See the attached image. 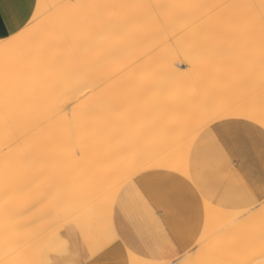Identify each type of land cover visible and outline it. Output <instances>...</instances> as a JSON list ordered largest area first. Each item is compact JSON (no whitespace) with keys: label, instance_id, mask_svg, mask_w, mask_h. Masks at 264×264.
Returning a JSON list of instances; mask_svg holds the SVG:
<instances>
[{"label":"bare ground","instance_id":"1","mask_svg":"<svg viewBox=\"0 0 264 264\" xmlns=\"http://www.w3.org/2000/svg\"><path fill=\"white\" fill-rule=\"evenodd\" d=\"M37 3L40 19L34 32L19 38L9 52L0 53V61L11 57L14 63L9 88L0 85V264H44L57 253L58 239H51L54 231L65 223L97 220L104 205L109 215L103 212L99 219L110 216V221L102 222L111 224L114 190L112 199L108 198L111 193L102 195L104 191L93 197L97 202L87 205L92 198L86 200L85 191L79 189L86 182L107 183L111 174L120 171L128 152L133 155L128 153L131 163L161 170L156 166L171 163L179 150L185 175L192 162L219 175L215 159L206 154L209 142L220 151L219 163L227 165L231 179L216 187L213 196L220 204L204 201L201 233L193 244L197 248L186 250L176 264L186 260L264 264L260 243H246L264 228V201L251 196L247 208H260L245 215L244 202L232 188L246 191L248 187L233 168L234 158L213 133L203 134L212 124L247 123L239 120L252 103L245 77L251 74L258 82L264 60L261 0ZM232 4L255 7H222ZM28 8L29 0H0L5 17H23ZM107 25L111 31L101 35ZM36 35L46 37L38 49L33 48ZM104 53L110 55L100 60ZM69 60L89 68L79 83L61 72ZM83 84L87 87L82 88ZM197 94L199 103L193 106L191 100ZM258 96L257 89V103ZM220 106L233 107L220 112ZM250 114L258 117V107ZM165 120L171 121L170 129L181 133L178 145L169 134L145 137ZM256 136L258 140L259 131ZM66 178L72 182L64 193L52 189ZM119 180L120 175L114 182ZM241 215L245 219L235 224ZM126 232L129 264H170V259L148 258L151 251L130 223ZM222 239L236 245H219ZM240 244L243 248L237 255Z\"/></svg>","mask_w":264,"mask_h":264},{"label":"snow or ice","instance_id":"2","mask_svg":"<svg viewBox=\"0 0 264 264\" xmlns=\"http://www.w3.org/2000/svg\"><path fill=\"white\" fill-rule=\"evenodd\" d=\"M83 7H98V5H84ZM224 8L241 9L255 7L254 5L232 4L223 5ZM40 5L37 0H29V8L26 15L8 16L0 11V53L9 52L16 44L19 38L25 34H32L35 26L39 22L38 9ZM259 25L264 33V0L260 4ZM7 23L9 31H4ZM111 25L102 28L101 35H107L111 31ZM46 37L36 35L33 40V48L38 49L45 41ZM110 53L101 54L100 60L105 59ZM14 63L11 57H6L0 61V85L7 90L11 83ZM89 71L88 66L80 61L71 60L65 62L61 67V72L66 77L75 78L79 83V78ZM87 87V84H83ZM244 87L248 98L252 103L247 105L245 114L239 116V120L247 123H227L219 127H207L203 129V134L213 133L217 142L227 151L232 148L241 158L247 159L250 164L259 156L261 162L259 195L257 196L256 187L249 184L246 191L241 190L238 199L243 201V207L246 209L245 215L250 214L253 209H248L247 205L251 204V196L264 201V60L261 63V71L258 82L255 81L251 74L245 77ZM259 90L258 103L256 101V92ZM191 103L193 106L198 105L199 96L193 95ZM233 106H220V112L231 110ZM259 109V116L254 117L250 113ZM205 110V114H206ZM215 119V117H210ZM170 120H165L158 127L150 129L144 135L145 137H160L169 134L170 138L178 145L181 133L178 130L170 129ZM259 131L257 140L256 132ZM229 155H232L230 152ZM147 165L142 163H130L120 169V183L116 191L115 199L112 201V218L111 224L104 234V240L98 249H94L95 255L87 261V264H129L125 258V250L131 251L126 229L130 222L134 220L132 208L124 202L125 192L135 188L141 198L151 195L156 200L165 203L175 214L177 221L184 216L186 209L189 207L192 196L195 195L199 201L201 198L207 199L206 188L191 174H184V162L182 153L178 150L176 158L168 164L157 165L160 171H145ZM134 169V170H133ZM176 173V175H170ZM119 206V207H117ZM264 207V205H262ZM119 217L120 224L117 223ZM245 219L244 215L234 220L235 224H241ZM123 226V227H122ZM259 242L264 250V228L254 236L247 238L246 243L249 245ZM178 246V245H177ZM50 264H59V262L50 261ZM67 264V262H64ZM79 264H84L81 260ZM184 264H196L194 260H186ZM221 264H237L235 261L221 262Z\"/></svg>","mask_w":264,"mask_h":264},{"label":"rangeland","instance_id":"3","mask_svg":"<svg viewBox=\"0 0 264 264\" xmlns=\"http://www.w3.org/2000/svg\"><path fill=\"white\" fill-rule=\"evenodd\" d=\"M4 31H7L5 27H4ZM68 106L69 105H67L66 108H68ZM210 126L215 128V127H219L220 124L216 123V124H212ZM227 151H228V153L231 152L229 149H227ZM126 152H128V151H125L124 154H125V156H127V155L128 156L126 157L127 160H125V162H127L128 164L123 162L122 163L123 165L121 166L122 168H124V164L126 167L131 162H133V159H131L133 157L132 152H131V154H130V152H128L130 155H132V157H130V155L128 153L126 155ZM231 153H232L231 156L234 158L235 167L238 168L242 178L248 184H251L254 187H256V192H257L259 190V182L261 179V176H260L261 162L259 160V156L257 155L255 161L250 164V162L247 159L241 158L238 153H235V152H231ZM122 168H120V169H122ZM149 170H152V169H149ZM149 170L147 169L145 171H149ZM110 177L111 178L109 179V181L107 183H98L97 185H95V184L86 182V183L81 184L82 186H80V187H82V188L79 190L82 192L85 191L84 193L86 196V200L92 198L91 201L87 200V202H86L87 205H92L93 203L97 202L98 201L97 198L93 199V197H96L99 194H102L104 191H105L104 194H102L104 196L107 194L111 195L113 190H114L113 194H116L115 192H116V190H118L117 188L119 187V183H117V182L115 183L114 181L117 179V177H119V172L111 174ZM71 182H72V179L66 178L62 182L58 181L56 184L54 183L52 189L56 192L64 193L66 187L71 185ZM113 182H114V184H113ZM119 182H120V180H119ZM112 184L114 186H112ZM110 186H111V188H110ZM109 193H111V194H109ZM113 194L108 198H111L113 196ZM104 196H102V197H104ZM100 197H101V195L98 198H100ZM105 197H107V196H105ZM111 199H110V201H111ZM114 199L115 198H113V200ZM99 200L101 201V199H99ZM107 200H109V199H107ZM100 201L98 203H100L102 205V203L106 200L104 199L102 203ZM124 202L126 204H128L133 210L134 220L132 222H130L131 227L136 231L139 238L144 241V243L148 246L149 250L151 251V255H149L148 258L155 259V260L170 259V260H172V261H170V264H176L177 260H178V262L181 261L180 258L181 257L183 258V255L185 254L184 252L186 250L189 249L192 251L195 248H197V245L194 247L193 244L196 242V240L200 236L202 223L197 224L195 222L194 218L192 219V217L189 215L194 209L192 206L189 205V207L186 209L185 214H184L186 221L182 224L181 232L176 234V237H178V238L175 239V242L179 246V249H178L175 247V242L173 240H170V227L168 226V224L165 221L164 216L162 215L164 207H166L167 209H170L165 203H162L156 199H152V198H150V196L143 199V198H141L140 194L135 190V188L125 192ZM111 203H112V201H111ZM209 203H211V202H209ZM211 204H213V203H211ZM214 205H216V204H214ZM97 206H99V204L96 205V207ZM247 206H250V205H247ZM99 207H102V206H99ZM99 207H97V208L99 209ZM104 207H105V205H104ZM104 207H102L103 212L105 211ZM106 207H108V205ZM117 207H119V206H117ZM258 207L259 206H256L253 210H255ZM101 209L99 211L102 212ZM108 211L109 210H107V212ZM103 212L100 214L99 218L105 216V215L102 216ZM110 212L111 211H109V213ZM107 214H106V216H107ZM109 217L110 216L105 217V218H109ZM105 218H102V220L105 221L106 220ZM98 219L97 220L91 219L92 221L91 220L74 221L72 223H65V224L61 225L56 231H54L51 234V237H52L51 239H53V240L58 239V242H57L58 244L56 243L57 253L50 256V257L47 256L48 258L44 264H50V261L59 262V264H64V262H67V264H72L73 261H71V259H74V261H76L75 264H79V262L81 260L84 261V264H87V261L95 255V251H92L91 246L101 245L103 243L101 241L103 240L104 234H105L106 230L108 229V225L110 226V224H108L106 222L103 223L102 220H100V219L98 220ZM98 221H101V222H98ZM107 221H108V219H107ZM109 221H110V218H109ZM117 221H118V217H117ZM71 231H72V233H71ZM233 236H235V235H233ZM233 236H232V238H233ZM235 238H237V237H235ZM65 240H66V242H65ZM226 240L222 239V244L219 241L220 242L219 245L229 244L230 242L224 243V241L226 242ZM241 245L242 244H240V246L238 245V247L235 251L237 253V255H238V253H240L239 251H241V249L243 248V246H241ZM52 247H55L54 243L52 244ZM190 248H192V249H190ZM245 251H246V249H245ZM134 252L136 253V255H139L142 257H144V256L147 257L145 254H141L138 251H134ZM246 253H245V255H246ZM242 256H244V254ZM173 261H175V263Z\"/></svg>","mask_w":264,"mask_h":264},{"label":"crops","instance_id":"4","mask_svg":"<svg viewBox=\"0 0 264 264\" xmlns=\"http://www.w3.org/2000/svg\"><path fill=\"white\" fill-rule=\"evenodd\" d=\"M4 27L6 28V26H4ZM6 30H7V28H6ZM216 148L214 147L213 143L209 142L206 145V154L209 155L210 157H213L215 159V161H216V163L218 165L219 175L214 176V175L210 174L209 172H207L208 171L207 168L198 167L193 162H192L191 167H190L191 174L196 178L197 181H199L206 188L205 195H206L207 199L201 198L198 201L196 196L193 195L192 199H191V202H190V206H192L194 209L189 215L192 217V219L194 218V220H195V222L197 224H201L202 223V212H201L202 208L201 207L203 206L204 200H207V201H209V202H211L213 204H216V205L220 204L219 199H216L213 196L215 194V192L217 191L216 187H218V185L220 183L222 184L223 182H225V181L227 182V180L231 179V174H229V172H228L227 165H221V163H219L220 162L219 161L220 151L218 152V149H216ZM222 149H224V148L222 147ZM226 152L228 153V151H226ZM232 165H233V168L236 169L239 172L238 168L235 167L234 161H233ZM149 171H160V170L152 169V170H149ZM170 175H176V173H170ZM240 176H241V174H240ZM244 182L246 183V185L248 187L249 184L245 180H244ZM232 191H233V194L238 198L239 193H240L241 190L237 189V188H232ZM149 196H150V198L155 199L151 195H149ZM162 215L164 216L166 223L170 227V240H173L175 242V239L178 238V237H176V234L181 232L182 224L186 221L185 220V216L181 217V219L179 221H177V219L175 218L174 212L171 209H167L166 207H164ZM118 219H119V217H118ZM71 233H72V231H71ZM136 235H137V233H136ZM138 238H139V236H138ZM103 240H104V238H103ZM103 240L101 242H103ZM65 242H66V240H65ZM142 242L144 243L143 240H142ZM177 245L178 244L175 242V247L179 249V246H177ZM98 246L99 245L91 246L92 251H94V249H97Z\"/></svg>","mask_w":264,"mask_h":264}]
</instances>
